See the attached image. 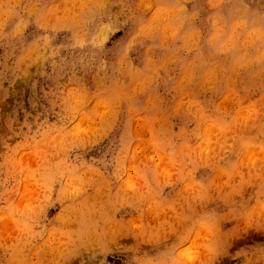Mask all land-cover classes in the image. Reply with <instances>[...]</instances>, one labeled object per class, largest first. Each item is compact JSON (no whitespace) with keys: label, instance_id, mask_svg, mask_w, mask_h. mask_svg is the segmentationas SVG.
Returning a JSON list of instances; mask_svg holds the SVG:
<instances>
[{"label":"rangeland","instance_id":"374dc122","mask_svg":"<svg viewBox=\"0 0 264 264\" xmlns=\"http://www.w3.org/2000/svg\"><path fill=\"white\" fill-rule=\"evenodd\" d=\"M0 264H264V0H0Z\"/></svg>","mask_w":264,"mask_h":264}]
</instances>
